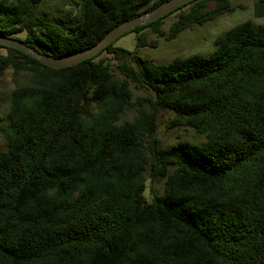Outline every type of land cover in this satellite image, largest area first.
<instances>
[{"label":"trees","instance_id":"trees-1","mask_svg":"<svg viewBox=\"0 0 264 264\" xmlns=\"http://www.w3.org/2000/svg\"><path fill=\"white\" fill-rule=\"evenodd\" d=\"M43 1L0 0V35L24 33L61 57L165 0H79L69 25L40 13ZM232 10L231 0H192L128 32L145 46L146 29L162 36L178 11L170 38ZM254 15L264 17V0ZM116 40L63 68L0 45V83L8 69L30 76L12 91L0 150V264H264V25L241 22L210 54L164 64ZM104 52L122 60L120 78ZM162 109L169 128L204 141L161 146ZM127 111L134 118L122 120ZM148 167L165 178L150 201Z\"/></svg>","mask_w":264,"mask_h":264},{"label":"rangeland","instance_id":"rangeland-1","mask_svg":"<svg viewBox=\"0 0 264 264\" xmlns=\"http://www.w3.org/2000/svg\"><path fill=\"white\" fill-rule=\"evenodd\" d=\"M6 2H14L16 0H5ZM79 0H45L39 6V11L42 14L48 15L51 19L59 22L62 25H69L80 17V8L77 4ZM255 0H231L234 10L216 17L214 20L208 21L202 25L193 24L180 32L177 37L170 38V26L177 20L179 11L166 17L162 26L164 34L162 36L154 33L150 28H147L145 46H137V38L135 32H128L122 35L116 42L115 46L137 52L143 58L151 59L158 64L169 63L175 57H187L195 53L204 55L210 54L215 49V39L225 34L233 26L250 20L256 24L264 25V17L257 18L254 15ZM191 6L185 7L189 10ZM25 34H15L14 38H24ZM156 42V45L154 44ZM153 45V46H152ZM0 52L7 53L5 49H0ZM99 58H106L111 69L116 77L120 78L121 74L118 71L117 65L122 60L116 59L112 54L107 52L102 53ZM98 58V59H99ZM131 64L132 61L129 60ZM12 69H8L0 83V150L7 148V137L5 129L8 126V113L10 110L11 94L16 84L25 85L29 82V74L26 72L20 73L14 79ZM134 89L135 97L142 95H150L152 92L145 88ZM133 111H127L122 120H131L134 118ZM172 117L170 111L162 109L158 115V126L156 138L161 146L171 147L180 140H186L194 143H201L204 137L195 132L192 128H169L168 124ZM147 188L145 196L150 201L155 193H162L165 185V178L152 179L150 168L146 173Z\"/></svg>","mask_w":264,"mask_h":264},{"label":"water","instance_id":"water-1","mask_svg":"<svg viewBox=\"0 0 264 264\" xmlns=\"http://www.w3.org/2000/svg\"><path fill=\"white\" fill-rule=\"evenodd\" d=\"M190 1L192 0H165L160 4L156 5L155 7H153L152 9L142 12L132 17L131 19L125 20L120 24L116 25L96 44L81 51H77L75 53L61 57H54L49 54L40 53L34 48L27 45L21 39H17L14 37H6L0 35V45L21 49L22 51L34 56L35 58L42 61L45 65L52 68L68 67L75 65L85 59H89L91 57L98 55L109 44L114 42L124 33L134 29L139 25H144L156 21L168 15L169 13H171L181 5H184Z\"/></svg>","mask_w":264,"mask_h":264}]
</instances>
